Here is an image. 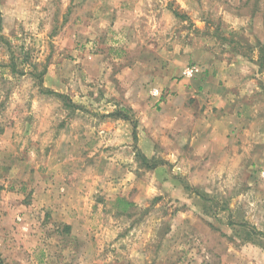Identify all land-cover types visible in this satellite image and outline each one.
<instances>
[{
    "label": "rangeland",
    "instance_id": "obj_1",
    "mask_svg": "<svg viewBox=\"0 0 264 264\" xmlns=\"http://www.w3.org/2000/svg\"><path fill=\"white\" fill-rule=\"evenodd\" d=\"M0 264H264V0H0Z\"/></svg>",
    "mask_w": 264,
    "mask_h": 264
},
{
    "label": "crops",
    "instance_id": "obj_2",
    "mask_svg": "<svg viewBox=\"0 0 264 264\" xmlns=\"http://www.w3.org/2000/svg\"><path fill=\"white\" fill-rule=\"evenodd\" d=\"M196 121L198 122V119L195 118V116H191V118L188 121L190 123V130L192 129L193 126L197 129V130L194 129L195 135H193L192 137H202V139L200 141H202L203 145L204 144L206 145L205 146L206 148L207 147H209L210 149L214 148V146H216L217 143H219L221 145L228 144L229 142H231V139L233 140V137H239V136L244 137V134H245V132H244L245 129H242L241 125L238 127L237 130H235L236 133L242 131L237 136H234L233 134H230V136H229L226 133L221 134V132L218 131V128H215L213 125H211V120H209V119L206 120V125H205L206 129H204L203 132L199 133L198 132L199 127L198 126L196 127V125H197ZM234 124L237 125L238 122L236 121V122H234ZM226 127L230 129V126L228 124H226ZM233 127H234V125H233ZM255 137H262V135H261V133H259V134L255 135ZM196 140L199 141L198 138H196ZM149 153L146 152V154L149 156L152 154V150H149Z\"/></svg>",
    "mask_w": 264,
    "mask_h": 264
},
{
    "label": "trees",
    "instance_id": "obj_3",
    "mask_svg": "<svg viewBox=\"0 0 264 264\" xmlns=\"http://www.w3.org/2000/svg\"><path fill=\"white\" fill-rule=\"evenodd\" d=\"M45 92H46V93H50V94H55V95H57V96H59V97H63V98H64V96H65V95H63V94H61V93H57V92H55V91H51V90H49V89H47ZM115 112H116V111H115ZM115 112H113V114H114ZM117 114H119V113H117ZM123 118H127V117L123 115ZM137 155L139 156V158H140V160H141V163L145 164V166H147V167H151V165L148 163V158H147L146 156H144L142 153H138ZM148 164H149V165H148ZM118 201H119L120 203H124L125 205H131V204H132V203H130V202L124 200V199H118Z\"/></svg>",
    "mask_w": 264,
    "mask_h": 264
},
{
    "label": "built area",
    "instance_id": "obj_4",
    "mask_svg": "<svg viewBox=\"0 0 264 264\" xmlns=\"http://www.w3.org/2000/svg\"><path fill=\"white\" fill-rule=\"evenodd\" d=\"M197 71H198V68L196 65H189L183 70V75L186 77H191Z\"/></svg>",
    "mask_w": 264,
    "mask_h": 264
}]
</instances>
